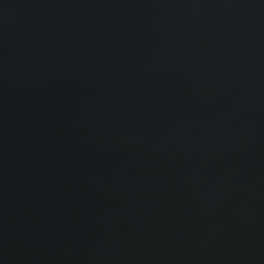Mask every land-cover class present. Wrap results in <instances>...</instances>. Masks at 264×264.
Returning <instances> with one entry per match:
<instances>
[{
    "label": "water",
    "instance_id": "obj_1",
    "mask_svg": "<svg viewBox=\"0 0 264 264\" xmlns=\"http://www.w3.org/2000/svg\"><path fill=\"white\" fill-rule=\"evenodd\" d=\"M0 264H264V0H0Z\"/></svg>",
    "mask_w": 264,
    "mask_h": 264
}]
</instances>
